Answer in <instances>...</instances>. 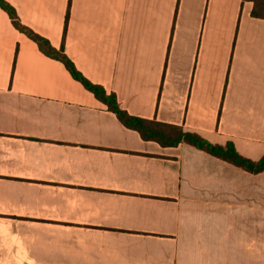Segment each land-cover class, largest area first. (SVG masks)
Masks as SVG:
<instances>
[{
	"label": "crops",
	"instance_id": "crops-1",
	"mask_svg": "<svg viewBox=\"0 0 264 264\" xmlns=\"http://www.w3.org/2000/svg\"><path fill=\"white\" fill-rule=\"evenodd\" d=\"M5 1L130 115L264 156L253 2ZM0 264H264V172L144 141L0 7Z\"/></svg>",
	"mask_w": 264,
	"mask_h": 264
},
{
	"label": "trees",
	"instance_id": "trees-1",
	"mask_svg": "<svg viewBox=\"0 0 264 264\" xmlns=\"http://www.w3.org/2000/svg\"><path fill=\"white\" fill-rule=\"evenodd\" d=\"M246 1L254 4L252 16L264 19V0H242L243 3ZM0 7L8 13L12 23L19 31L34 40L40 50L48 57L61 61L74 79L91 91L98 100L106 104L108 109L117 116L124 126L137 131L144 141H154L162 147H177L181 143L189 144L249 173L258 174L264 172V156L257 161L246 158L239 154L231 141L226 145H216L183 126L130 115L121 107L115 93H108L103 86L92 83L76 68L74 62L66 55L64 47L61 49L54 48L46 38L23 25L16 9L5 0H0ZM68 19L69 16L66 19V27Z\"/></svg>",
	"mask_w": 264,
	"mask_h": 264
}]
</instances>
